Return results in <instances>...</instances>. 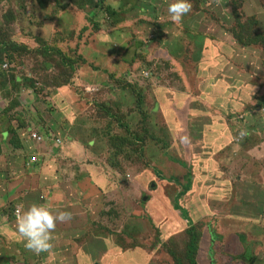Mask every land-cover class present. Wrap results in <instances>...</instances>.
I'll list each match as a JSON object with an SVG mask.
<instances>
[{
	"label": "rangeland",
	"instance_id": "obj_1",
	"mask_svg": "<svg viewBox=\"0 0 264 264\" xmlns=\"http://www.w3.org/2000/svg\"><path fill=\"white\" fill-rule=\"evenodd\" d=\"M171 2L0 0V264L23 249L2 243L17 237L2 217L51 185L78 196L92 170L99 186L51 242L63 252L98 232L137 264H264V0H189L179 22ZM173 46L200 80L173 77ZM215 81L225 91L210 100ZM207 111L209 132L190 143ZM33 128L63 142L41 145L36 166Z\"/></svg>",
	"mask_w": 264,
	"mask_h": 264
},
{
	"label": "crops",
	"instance_id": "obj_2",
	"mask_svg": "<svg viewBox=\"0 0 264 264\" xmlns=\"http://www.w3.org/2000/svg\"><path fill=\"white\" fill-rule=\"evenodd\" d=\"M195 33L196 32L194 31L193 33H190V34H195ZM164 51L166 53L168 63L171 65H175L177 62H182L184 64H190L191 63V62H189V60L187 58L182 56L181 52H177V50L174 48V46L169 47L167 49H164ZM163 57H164V59H166L165 56H163ZM186 69H187V71H186L187 78H190V79L194 80L195 82L200 80V76L195 74L194 67H191L189 69L186 68ZM147 90H146V93H147ZM223 91H225V88L222 86V84L219 81H215L214 85L210 91V100L214 95H216L220 92H223ZM186 98H188V96ZM171 101L172 100H169V102H171ZM193 104H195V102L192 98L190 100V102L187 103V106H191ZM197 104L201 105V103H199V102ZM161 106L165 107L164 105H161ZM161 110H163V109L161 108ZM211 112L212 111H207L206 114L205 113L199 114L201 119L195 120V124L198 128L197 136L195 137V139H192L190 136H188V138H186L190 141V143H192L194 141L196 143V145H198L199 143H201L203 141V138L209 132L210 127L213 124L210 120L207 119V117L208 118L211 117ZM202 117H204V118L202 119ZM163 119L165 120V122L167 124L168 120L166 119V117H163ZM191 123L192 122H190V121L187 122V124H189V125ZM177 126H178V124H177L176 120L171 121V126L168 125L169 129L171 130V133L173 132V130H175L177 128ZM33 131L39 133L34 128H33ZM27 133H28L29 141H33L36 144L34 146H31V147L27 146L26 149L28 151V155H29L28 157L30 158L31 155L37 154L39 156V163H40V160H41L40 157L43 156L44 154L39 150V147L41 145L47 146L48 141H51L53 146H57L54 142V138H53V136L48 135L47 139L44 137L41 142H38L32 138V136H31L32 131H28ZM49 134H53V132L51 131V132H49ZM56 137L60 138L59 136H56ZM173 139H174V137H172V141H173ZM50 156H51V158L50 157H47V158L53 159L54 157H56V155H54V154L50 155ZM213 161H214V158H213ZM28 162H29V160H28ZM36 165H37L36 163L32 164V166H36ZM92 171H93V173L91 174L90 177L83 179L82 184L84 186V190L82 192H80L78 194V196H74V194L77 193L78 188L75 187V189H76L75 190L74 187L70 186L67 189H62L61 187H57V185L48 186L46 191H44V189H43V193H41V194L35 192V193H32L28 196L31 198H35V201L32 204L46 205L49 208L54 210L53 214H56L55 210L64 211V212H68L71 214V218L69 220H67L63 223H57L56 229L52 233L53 239L51 242H56V244H57L58 241L62 240L59 238V236L62 237L63 235L57 231V228L60 225H64L65 223L66 224L71 223V220L73 217L72 216L73 212H75L73 210V208L71 207V205L73 204V200H76V199H78L77 201H82L84 199L86 200L88 198V196L91 194V192L95 191L94 185L91 184L89 191L85 192V187L88 186L87 183H90V180H92V182L95 185L99 186L97 181H95V179L93 177V174L97 173V172H96V170H92ZM201 174H202V172H201ZM107 179H109V177ZM111 181H112L111 188L116 189V184H115V181L113 180V178H111ZM142 182L146 183V181H142ZM69 192H71V194L67 195ZM27 193H29V192H27ZM32 204H30V205H32ZM30 205L27 204V205L19 206V208L21 209V213L23 210H25ZM85 205H86V203H85ZM16 209L17 208H15L13 210L12 217H10V215H8L6 218L2 217L4 224L7 228V230L4 232H8V231L13 230L15 232L16 236L18 237V238L15 237L14 240L6 239L3 237L2 243L3 244L6 243L8 246H13L15 248H19L21 246V243H22L23 249L20 252V256H19L22 260L19 259V261L16 264H27V263H30V264H58V263H60V261L58 260V263H57L56 260H57V258L60 257V255H61V257L63 256V258L66 259V260H63L64 264H89L90 262H91V264H93V262H95L94 264H137V262H138L137 255L139 252L137 249L119 248L115 244V241L113 238L107 236V234L102 235L101 233H98V232L93 233L91 236L86 237V241L84 240L83 243L76 244L77 242L74 241L75 247L73 249L68 248V250H65V252H63L61 250V248L54 247V245H52L50 250H48L47 252H41L39 254H36V253H34V252H32V251H30L24 247L23 238L20 237V235L18 234V232L16 230L17 221H18V216L15 215ZM81 211H82L81 216L85 218V223H86V216H87L86 210H85V208H82ZM81 222L82 221H80L79 224H81ZM100 235H102V236H100ZM70 237H71L70 235H67V240L71 242L72 238L70 239ZM76 237H77V234H76ZM104 237H107L108 240L107 241L104 240L103 239ZM100 242H102L104 244L106 243V244L100 245ZM95 254L99 255L97 261L92 260V255H95ZM9 255H10V253H9ZM13 256H15V255H13ZM100 256H102L101 259H100ZM3 261H4V264H9L7 262V260H3Z\"/></svg>",
	"mask_w": 264,
	"mask_h": 264
},
{
	"label": "clouds",
	"instance_id": "obj_3",
	"mask_svg": "<svg viewBox=\"0 0 264 264\" xmlns=\"http://www.w3.org/2000/svg\"><path fill=\"white\" fill-rule=\"evenodd\" d=\"M190 10L191 4L189 0H172L167 7V12L173 22L181 21ZM30 131L34 133L33 129ZM49 135L53 136V138H58L54 134ZM246 135V131L239 132L241 139ZM41 136L44 138L43 135ZM55 211L56 214H53L54 210L46 205L32 204L18 216L16 230L20 237L23 238L26 249L36 254L50 250L53 239L52 233L55 231L57 223H63L71 218V214L68 212Z\"/></svg>",
	"mask_w": 264,
	"mask_h": 264
},
{
	"label": "trees",
	"instance_id": "obj_4",
	"mask_svg": "<svg viewBox=\"0 0 264 264\" xmlns=\"http://www.w3.org/2000/svg\"><path fill=\"white\" fill-rule=\"evenodd\" d=\"M99 2H103V1H105V0H98ZM0 29L3 31V33H4V29H3V27L2 26H0ZM249 43H251V41H248ZM175 49H178L177 47H175ZM155 61V60H159V58L157 57V56H153V57H151V58H149L148 60H146V61H149V62H152V61ZM1 61H2V58H1ZM175 66V67H171L170 69L171 70H174L175 71V74L173 75V77L175 78V79H177V80H179V79H188L189 81H191V82H193V83H195V81L194 80H192V79H190V78H187V76L186 75H182V77L180 76V74H179V72L182 70V71H184V69L185 68H183V66H181L180 65V62H177L175 65H171V64H169L168 63V66ZM192 66L191 65H189L187 68L189 69V68H191ZM168 68V67H167ZM190 72V71H189ZM4 73V71H2L1 70V68H0V75H2ZM49 135V134H48ZM190 248V251H189V253H188V258L190 259V261L191 262H193V254H194V239L192 240V241H189V243H188V247H187V249H189ZM172 254V256H174V254L173 253H171Z\"/></svg>",
	"mask_w": 264,
	"mask_h": 264
},
{
	"label": "built area",
	"instance_id": "obj_5",
	"mask_svg": "<svg viewBox=\"0 0 264 264\" xmlns=\"http://www.w3.org/2000/svg\"><path fill=\"white\" fill-rule=\"evenodd\" d=\"M32 138L38 142L42 141L43 140V137L39 134V133H32ZM54 142L55 144L58 146V145H61L62 144V139L61 138H54ZM39 162V156L37 154H33L30 156L29 158V163L30 164H37ZM21 214V209L18 207L16 210H15V215L16 216H19Z\"/></svg>",
	"mask_w": 264,
	"mask_h": 264
}]
</instances>
